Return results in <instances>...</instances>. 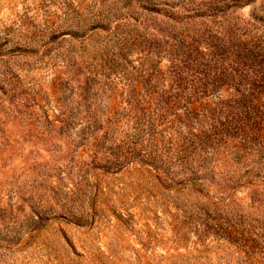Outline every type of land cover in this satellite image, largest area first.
Listing matches in <instances>:
<instances>
[{
    "label": "rangeland",
    "instance_id": "1",
    "mask_svg": "<svg viewBox=\"0 0 264 264\" xmlns=\"http://www.w3.org/2000/svg\"><path fill=\"white\" fill-rule=\"evenodd\" d=\"M264 0H0V264H264Z\"/></svg>",
    "mask_w": 264,
    "mask_h": 264
},
{
    "label": "trees",
    "instance_id": "2",
    "mask_svg": "<svg viewBox=\"0 0 264 264\" xmlns=\"http://www.w3.org/2000/svg\"><path fill=\"white\" fill-rule=\"evenodd\" d=\"M262 78L264 79V76Z\"/></svg>",
    "mask_w": 264,
    "mask_h": 264
}]
</instances>
